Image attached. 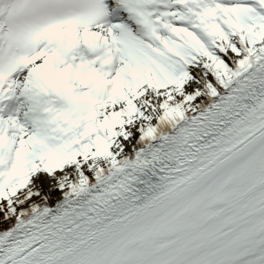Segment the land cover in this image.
Instances as JSON below:
<instances>
[{"label": "snow or ice", "instance_id": "1", "mask_svg": "<svg viewBox=\"0 0 264 264\" xmlns=\"http://www.w3.org/2000/svg\"><path fill=\"white\" fill-rule=\"evenodd\" d=\"M0 264H264V0H0Z\"/></svg>", "mask_w": 264, "mask_h": 264}]
</instances>
